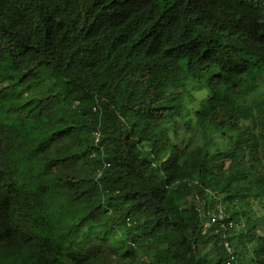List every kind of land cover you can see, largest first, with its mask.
I'll use <instances>...</instances> for the list:
<instances>
[{
	"label": "trees",
	"instance_id": "trees-1",
	"mask_svg": "<svg viewBox=\"0 0 264 264\" xmlns=\"http://www.w3.org/2000/svg\"><path fill=\"white\" fill-rule=\"evenodd\" d=\"M263 85L264 0H0V264H263Z\"/></svg>",
	"mask_w": 264,
	"mask_h": 264
},
{
	"label": "rangeland",
	"instance_id": "rangeland-1",
	"mask_svg": "<svg viewBox=\"0 0 264 264\" xmlns=\"http://www.w3.org/2000/svg\"><path fill=\"white\" fill-rule=\"evenodd\" d=\"M258 91L260 93L264 92V85L261 86ZM194 96H198L195 95L194 93H192ZM262 95H256L253 96L254 99H251L250 101L253 103L258 102L261 99ZM247 100V99H245ZM249 100V99H248ZM187 108L189 110V113L191 115V118L193 119V110H195L197 108V104L196 103H190L187 100L185 101ZM234 138V132H226V133H221L219 131H214L211 129H206L203 127H200L198 125H196L195 123H193V130L191 132V150H197L200 147L206 148L208 149V151L211 154H217V153H222L225 152L230 146H231V140H233ZM222 179H226V175H224L222 177ZM257 211V210H256ZM258 213V211H257ZM75 222V226L73 231L75 233H83L85 232V228L82 225V223L80 222V219H76L74 220ZM117 240L118 242L121 241V236H117Z\"/></svg>",
	"mask_w": 264,
	"mask_h": 264
},
{
	"label": "built area",
	"instance_id": "built-area-1",
	"mask_svg": "<svg viewBox=\"0 0 264 264\" xmlns=\"http://www.w3.org/2000/svg\"><path fill=\"white\" fill-rule=\"evenodd\" d=\"M223 213H222V211L219 209V211H218V213L216 214V213H211L210 215H209V218H210V221H211V223L212 224H215V223H217V221L219 220V218H220V216L222 215ZM225 247L227 248V250H228V252H229V254H230V258L227 260V262H226V264H233L232 262H233V255H232V251H231V249H229L228 248V245H227V243L225 244ZM262 259H263V264H264V252H263V255H262Z\"/></svg>",
	"mask_w": 264,
	"mask_h": 264
}]
</instances>
